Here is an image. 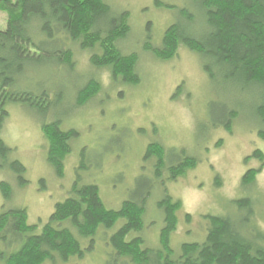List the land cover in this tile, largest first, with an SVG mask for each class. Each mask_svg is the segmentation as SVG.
Returning a JSON list of instances; mask_svg holds the SVG:
<instances>
[{
    "label": "rangeland",
    "instance_id": "1",
    "mask_svg": "<svg viewBox=\"0 0 264 264\" xmlns=\"http://www.w3.org/2000/svg\"><path fill=\"white\" fill-rule=\"evenodd\" d=\"M108 1L117 11H130L132 31L119 46L124 52L139 53L140 82L113 78L110 68L92 65L91 51L81 49L78 44L74 46L77 66L72 73L50 66L30 69L28 89L39 92L42 90L39 84L45 82L56 91L66 88V94L61 93L47 113L28 104L8 103L10 115L2 137L13 149L11 160L25 165L26 182L11 168H0V215L25 207L29 223L38 225L37 232H41L57 203L71 195L79 177L82 183L99 185L106 206L119 209L125 200L136 198L148 180L156 179L157 158L145 159V155L150 143L158 142L167 151L186 149L199 162L177 180H170L166 168L160 173L162 178L157 180L147 203L145 227L128 238L142 236L147 246H161L165 214L158 203L168 191L182 202L177 212L178 227L171 237L177 252L182 243L205 241L208 215L231 217L237 225H243V232L249 236L252 234L248 229L255 224L262 236H253L264 245V169L255 183L243 182L250 168L261 166L253 153L258 149L264 151V122L253 112L256 99L218 70L216 76L210 75L202 54L185 45L169 59L160 58L144 47L149 38L153 44H160L167 28L180 20L182 9L195 12L202 19L200 8L193 0ZM7 24L8 15L0 10V28L5 29ZM94 76L101 82V90L85 105H75L72 84L77 79L83 83ZM232 109H237L239 116L232 130H228L221 122L230 117ZM58 120L64 130L75 128L80 133L72 140L63 177L57 175L48 161L49 142L42 128L44 123ZM4 181L12 190L9 198L2 189ZM245 198L253 202V216L247 206L240 207L239 201ZM123 223L124 219H120L103 232L110 236ZM99 240L83 259L73 257L59 264H105L108 251L101 237ZM81 243L83 248L88 247L85 240ZM5 251L8 248L0 242V264L5 263L1 257Z\"/></svg>",
    "mask_w": 264,
    "mask_h": 264
},
{
    "label": "trees",
    "instance_id": "2",
    "mask_svg": "<svg viewBox=\"0 0 264 264\" xmlns=\"http://www.w3.org/2000/svg\"><path fill=\"white\" fill-rule=\"evenodd\" d=\"M193 1L203 18L182 9L180 20L167 28L162 42L153 44L149 38L145 49L163 59L174 57L182 45L199 52L210 75L216 76L218 70L256 99L253 112L264 122V0ZM0 10L8 15L7 27L0 28V168H11L25 183L26 167L19 160H11L13 149L2 137L10 115L7 105L20 102L47 113L60 94H66V88L56 91L45 82L39 84L42 85L39 92L28 89L30 69L50 66L72 73L77 66L74 46L78 44L81 49L91 51L92 65L110 68L113 78L136 84L141 80L140 55L135 51L124 52L119 46L132 31L131 15L128 10H115L108 0H0ZM80 82L77 79L71 90L77 106L85 105L102 88L95 76ZM229 113L230 117L221 123L232 130L239 111L232 109ZM42 128L49 142L48 161L57 175L63 177L72 140L80 133L75 128L64 130L60 120L44 123ZM150 156L157 158L156 179L148 180L146 188L138 191L136 198L125 200L119 209L106 206L99 185L82 183L79 177L71 195L57 203L41 232H37L38 225L29 223L27 208L2 212L0 242L9 251L1 253L4 264H59L73 257L83 259L95 249L99 237L108 251L105 264H264V245L255 237L262 236L261 229L251 224L249 236L243 232V225H237L229 216H206L209 227L205 241L182 243L177 252L171 237L178 227L177 212L182 202L168 191L158 203L165 214L161 246H147L142 236L128 238L145 227L147 203L160 173L166 168L170 180H177L199 162L186 149L167 151L158 142L148 146L145 159ZM253 157L260 160L261 166L246 172L245 184L255 183L264 169V151L256 150ZM2 189L9 198L10 184L2 182ZM239 204L248 207L250 216L254 215L250 198L241 199ZM120 219L124 223L117 231L110 236L103 232ZM81 240L88 242L87 248H83Z\"/></svg>",
    "mask_w": 264,
    "mask_h": 264
}]
</instances>
